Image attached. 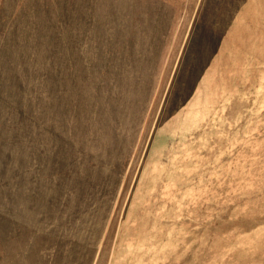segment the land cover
Here are the masks:
<instances>
[{
    "label": "rangeland",
    "instance_id": "obj_1",
    "mask_svg": "<svg viewBox=\"0 0 264 264\" xmlns=\"http://www.w3.org/2000/svg\"><path fill=\"white\" fill-rule=\"evenodd\" d=\"M0 264H264V0H0Z\"/></svg>",
    "mask_w": 264,
    "mask_h": 264
}]
</instances>
